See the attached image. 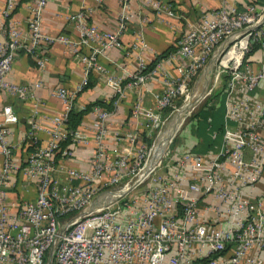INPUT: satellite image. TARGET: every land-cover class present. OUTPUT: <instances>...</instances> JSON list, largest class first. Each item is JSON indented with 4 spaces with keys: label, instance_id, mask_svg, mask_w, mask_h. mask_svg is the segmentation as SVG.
<instances>
[{
    "label": "built area",
    "instance_id": "2783aa9c",
    "mask_svg": "<svg viewBox=\"0 0 264 264\" xmlns=\"http://www.w3.org/2000/svg\"><path fill=\"white\" fill-rule=\"evenodd\" d=\"M16 1L4 0L0 7V90L30 100V111L24 135L11 141L7 136L18 116L9 103L0 108V264H43L45 257L47 264L49 252V264H264L257 254L264 250V192L253 196L248 191L264 172V102L249 93L264 83V4L206 9L147 72L139 57L126 84L157 73L162 86L151 92L152 104L139 99L133 103L132 127L110 130L114 106L92 105L94 118L88 127L69 132L66 115L88 70L97 67L104 50L120 44L130 15L128 0H118L113 29H99L89 21V7L70 11L65 18L74 37L42 30L47 0L29 1L23 35L11 18ZM142 1L157 13L173 15L159 0ZM54 42L65 44L82 62L83 74L72 88H51L61 108L39 119L34 88L40 82H15L8 72L17 49L43 69L46 47ZM217 48V57L224 52L212 71L214 79L220 71L225 74L219 148L209 153L162 150L140 176L156 136L150 145L148 141L163 122L162 110L186 94ZM231 48L237 54L225 57ZM164 60L175 63L173 73L165 70ZM110 84L119 96L124 94L119 79ZM65 137L68 143L54 158L58 141ZM77 146L89 149L84 168L67 163ZM27 185L34 188L32 197L19 192ZM101 186L106 188L99 190ZM130 188L134 194L122 199ZM112 190V196L95 204L99 195Z\"/></svg>",
    "mask_w": 264,
    "mask_h": 264
},
{
    "label": "crops",
    "instance_id": "0c3cea01",
    "mask_svg": "<svg viewBox=\"0 0 264 264\" xmlns=\"http://www.w3.org/2000/svg\"><path fill=\"white\" fill-rule=\"evenodd\" d=\"M30 0H17L11 13V18L16 20L20 31L27 35L25 21L28 14V3ZM163 6H168L173 15L164 12L157 13L148 3L142 0H128L127 11L130 14L125 25V29L120 35V44L109 47L99 55L97 67H92L86 74V84L77 92L73 106L84 108L88 102L101 99L108 102L113 107V112L108 118V128L110 130L128 129L133 126L131 115L133 103L140 100L144 105L152 104V91L160 90L162 79L157 73L148 74L143 82L128 86L131 73L137 66L140 57L144 61V72H147L155 63L158 57L164 56L174 47L176 39L195 23L200 12L217 7L221 4L233 5L238 9L244 8L248 3L257 6L264 4V0H159ZM4 0H0V7ZM81 6L91 9L87 19L93 22L99 29H113L116 19L120 13V2L118 0H47L41 17V28L48 32H62L71 37L75 36L72 24L65 16ZM164 6V7H165ZM264 27V25H263ZM136 43V48L132 44ZM48 61L43 69L36 67L32 57L22 49L15 51L8 77L19 83L38 80L40 85L34 88V92L39 100V119L45 114L56 113L61 108L59 99L51 94V88L61 85L72 88L83 74V64L76 56L67 50L65 44L54 42L46 47ZM164 53V54H163ZM174 62L164 60L162 65L170 73H173ZM119 79L120 87L124 94L119 96L110 80ZM253 97L264 102V83H259L249 91ZM3 103H9L18 116L17 122L11 125V133L7 138L17 141L24 135L27 128L26 117L30 111V100L22 99L15 95H9L0 90V108ZM98 105V104H97ZM101 106V105H100ZM92 106L84 110L77 124V128L88 127L94 118ZM224 107V106H223ZM224 112V110H223ZM75 127V128H76ZM188 126L186 125V130ZM44 136V133H40ZM187 136V134H186ZM222 137V136H221ZM216 144L212 149L205 152L216 151L220 144ZM196 140L185 138L181 147L191 149L192 143ZM173 148V149H174ZM31 149V147L27 148ZM21 153L24 149L20 147ZM18 150H16L18 152ZM88 146H77L71 154L68 164L84 168L88 164ZM244 157L250 156V150L245 148ZM20 189L21 195L32 197L33 186ZM251 195L256 196L264 192V172L261 179L248 189ZM257 254L264 258V250Z\"/></svg>",
    "mask_w": 264,
    "mask_h": 264
},
{
    "label": "trees",
    "instance_id": "16d2710c",
    "mask_svg": "<svg viewBox=\"0 0 264 264\" xmlns=\"http://www.w3.org/2000/svg\"><path fill=\"white\" fill-rule=\"evenodd\" d=\"M146 68L147 66L145 67V69ZM85 86H83V88ZM224 95L225 90L222 87L218 91L212 93L205 100L199 110L189 117V121L187 124L188 134L187 136L185 135V137L191 139L193 138V140H196L194 143H192L190 150L195 152H205L212 149L216 144L219 143L220 138H222L221 136L223 134ZM97 104L106 108H111L108 102L104 103L101 99H95L92 102L86 103L84 105V108L82 109L72 106L67 112L65 121L68 131L71 132L75 129L77 124L80 122L84 110L88 109L92 105ZM184 139L185 138H182V140ZM68 141V137L62 138L58 141L57 148L54 152V158L61 156V149L68 143ZM177 144L179 145L181 144V142L178 140ZM26 147L30 148L31 145L27 144Z\"/></svg>",
    "mask_w": 264,
    "mask_h": 264
},
{
    "label": "rangeland",
    "instance_id": "374dc122",
    "mask_svg": "<svg viewBox=\"0 0 264 264\" xmlns=\"http://www.w3.org/2000/svg\"><path fill=\"white\" fill-rule=\"evenodd\" d=\"M217 52H218V48H217V50H215V52H214V54L212 55L211 58L217 57L216 56L217 55ZM223 52H224V49L222 51H220L218 57L216 58L215 65H213V70L212 71H214V67H217L219 58H220L221 54H223ZM209 60L210 59H208V61ZM208 61L205 63V65L208 63ZM205 65L201 69H199V71L197 72V74L193 78L192 82L189 83V85H188V91L186 92V94H181L179 97H177L175 99V106L172 107L171 109H164V110H162V120H163V122L160 124V126H159L160 128H161V126L163 128V126L165 124H167L168 125L167 127L169 128L171 125H174L175 123H177L180 120V119H178L179 118V115L182 113L181 111H183L185 109V107H187L190 104V102H191L190 99L193 96L194 90H195V88L197 86V82L199 80V76H200L203 68L205 67ZM224 86H225V74H224V72L220 71L219 74H218V78L216 80L214 79V74L212 72L211 79L209 80V84H208L209 89L207 88V93H205L195 104H193L189 108V110L187 111V113L184 114L182 120L177 124V126L173 127L174 129L171 128V132L169 134L170 137L165 142V145H164L163 150L168 151V150L173 149L176 146L181 147L184 144H187L185 142V139L182 140V138H186L185 135L188 134L187 133V130H186V125L188 124L189 117L192 114H194L195 112H197L199 110V108L203 105V103L205 102V100L212 93H214L215 91H218L222 87L224 88ZM153 133L154 132H152V139H150L148 141V144L149 145H150V143L152 142V140L156 136ZM161 135L159 134V136H161ZM178 140L181 142V144H179V145L177 144ZM154 143H155V141H154ZM154 143H153V145H154ZM153 145L151 147V151H152ZM151 151H150V153H151ZM105 188H106L105 186H101L99 188V190H102V189H105ZM136 188H138V186ZM133 194H134V191H132V189L130 188L126 193L123 194V196L121 198L122 199L128 198V197H130ZM45 263H46V257L44 258L43 264H45Z\"/></svg>",
    "mask_w": 264,
    "mask_h": 264
},
{
    "label": "bare ground",
    "instance_id": "6f19581e",
    "mask_svg": "<svg viewBox=\"0 0 264 264\" xmlns=\"http://www.w3.org/2000/svg\"><path fill=\"white\" fill-rule=\"evenodd\" d=\"M243 40L244 39H242L241 40V43H243ZM228 54H233V55H235V54H237V51L235 50V48H231L230 50H228L227 51V54L225 55V57L228 55ZM223 60H224V58H223ZM203 84H204V79H203V76L199 79V81L197 82V86H196V88H195V90H194V93H193V96L191 97V99H190V104L187 106V107H185V109L183 110V111H181L182 113L179 115V118L178 119H180L177 123H175L174 125H171L166 131H165V135L167 136V137H169V134H170V132H171V128H173V127H175V126H177V124L182 120V118H183V116H184V114L185 113H187V111L189 110V108L194 104V102L198 99V97H199V94H200V92H201V89H202V86H203ZM192 94V93H191ZM190 94V95H191ZM189 101V100H188ZM186 104V103H185ZM178 113V112H177ZM177 116V115H176ZM171 121V120H170ZM169 121V122H170ZM169 124V123H168ZM166 126H168V125H166ZM174 129V128H173ZM172 134V133H171ZM161 135V134H160ZM164 134H162L161 136H157V138H156V140H155V143H154V145H153V148H152V151H151V153L149 154V157H148V159H147V163H146V165L143 167V169L141 170V172H140V176L141 175H143L144 174V172L145 171H147L148 170V168L151 166V164H152V160H153V158H154V155H155V153L156 152H158L159 150H160V148H161V146H162V144L164 143V139L162 138V136H163ZM166 141V140H165ZM115 191L116 190H112V191H109V192H106L105 194H104V192H103V194H101V195H99L98 196V200H95V204H99L98 202H100V200H102L103 198H107V197H109V196H112L113 195V193H115Z\"/></svg>",
    "mask_w": 264,
    "mask_h": 264
},
{
    "label": "water",
    "instance_id": "95a60500",
    "mask_svg": "<svg viewBox=\"0 0 264 264\" xmlns=\"http://www.w3.org/2000/svg\"><path fill=\"white\" fill-rule=\"evenodd\" d=\"M213 65H214V58H212L206 65L205 67L203 68L200 76H199V79L203 76V79H204V84L202 86V89H201V92L199 94V97L198 99L194 102V104L205 94L207 93V88H208V84H209V80L211 79V75H212V70H213ZM199 81V80H198ZM168 122V121H167ZM167 124H165L162 128H160L159 132L157 133V135L159 134H164L162 136V138L164 139V143L162 144L160 150L158 152L155 153L154 155V158L152 160V162H154L161 154L162 150H163V147L165 145V142L168 140V138L170 137H167L165 135V131L167 130ZM156 135V137H157ZM166 140V141H165ZM50 257H51V252H49V256H48V259H47V264H49V261H50Z\"/></svg>",
    "mask_w": 264,
    "mask_h": 264
}]
</instances>
